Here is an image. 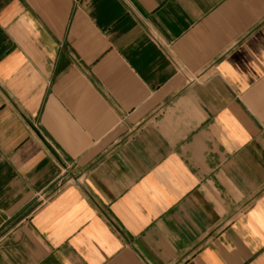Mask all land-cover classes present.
Returning a JSON list of instances; mask_svg holds the SVG:
<instances>
[{
    "label": "crops",
    "instance_id": "obj_1",
    "mask_svg": "<svg viewBox=\"0 0 264 264\" xmlns=\"http://www.w3.org/2000/svg\"><path fill=\"white\" fill-rule=\"evenodd\" d=\"M0 264H264V0H0Z\"/></svg>",
    "mask_w": 264,
    "mask_h": 264
}]
</instances>
